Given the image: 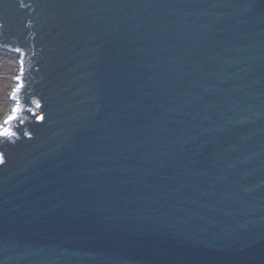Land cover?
<instances>
[{"label": "water", "instance_id": "1", "mask_svg": "<svg viewBox=\"0 0 264 264\" xmlns=\"http://www.w3.org/2000/svg\"><path fill=\"white\" fill-rule=\"evenodd\" d=\"M0 47V264H264V0H0Z\"/></svg>", "mask_w": 264, "mask_h": 264}, {"label": "rangeland", "instance_id": "2", "mask_svg": "<svg viewBox=\"0 0 264 264\" xmlns=\"http://www.w3.org/2000/svg\"><path fill=\"white\" fill-rule=\"evenodd\" d=\"M18 71L17 53L0 47V124L13 106L10 93L17 82Z\"/></svg>", "mask_w": 264, "mask_h": 264}, {"label": "snow or ice", "instance_id": "3", "mask_svg": "<svg viewBox=\"0 0 264 264\" xmlns=\"http://www.w3.org/2000/svg\"><path fill=\"white\" fill-rule=\"evenodd\" d=\"M21 6L23 7L24 5L21 4ZM17 79H19V77H17ZM18 90H19L18 88L16 90H14L13 95L15 94V91H18ZM33 103H35V105H36L37 108L40 107V105H39L38 102H35L34 101ZM11 111H12V115H9L7 117V119L3 122L5 125L9 124L10 121H12L13 119L16 118V115L15 114L17 112V108L14 107ZM29 111H31V109H29ZM37 119L38 120L39 119H43V117H39L38 116ZM20 122L23 123V120H21ZM15 135H16L15 132H12L9 129L0 126V137H3L5 139H7V138L12 137V136H15ZM24 135H29V134L28 133H24ZM2 162H3V159H2V157H0V163H2Z\"/></svg>", "mask_w": 264, "mask_h": 264}]
</instances>
